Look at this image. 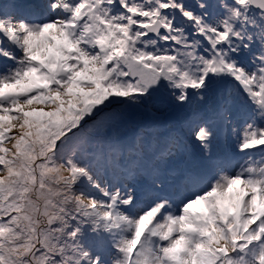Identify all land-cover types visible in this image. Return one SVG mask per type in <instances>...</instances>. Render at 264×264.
<instances>
[{
  "label": "snow or ice",
  "instance_id": "snow-or-ice-1",
  "mask_svg": "<svg viewBox=\"0 0 264 264\" xmlns=\"http://www.w3.org/2000/svg\"><path fill=\"white\" fill-rule=\"evenodd\" d=\"M0 264H264V0H0Z\"/></svg>",
  "mask_w": 264,
  "mask_h": 264
}]
</instances>
